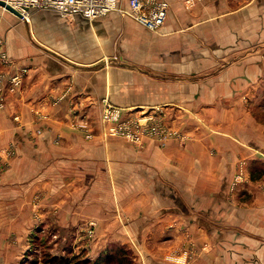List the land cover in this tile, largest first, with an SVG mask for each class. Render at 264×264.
<instances>
[{
    "label": "crops",
    "instance_id": "1",
    "mask_svg": "<svg viewBox=\"0 0 264 264\" xmlns=\"http://www.w3.org/2000/svg\"><path fill=\"white\" fill-rule=\"evenodd\" d=\"M167 1L155 30L128 0L92 19L0 5V225L93 222L91 249L125 242L133 264H264V0ZM104 100L185 141L104 135Z\"/></svg>",
    "mask_w": 264,
    "mask_h": 264
},
{
    "label": "rangeland",
    "instance_id": "2",
    "mask_svg": "<svg viewBox=\"0 0 264 264\" xmlns=\"http://www.w3.org/2000/svg\"><path fill=\"white\" fill-rule=\"evenodd\" d=\"M3 7V6H2ZM4 8V7H3ZM6 9V8H5ZM8 10V9H6ZM9 11V10H8ZM149 112L141 113H126L121 112L120 118H134L142 119ZM152 114V113H151ZM152 120L166 126L168 129L180 130L168 123L162 121V115L160 113L152 114ZM101 121H102V111H101ZM160 121V122H159ZM104 126L103 134L108 136L105 132L107 124L102 121ZM155 122V123H156ZM181 131V130H180ZM183 132V131H182ZM110 137V136H108ZM119 137L130 143L134 144L136 147H141L144 139L139 142H133L122 136H112ZM157 140L153 137H147ZM176 139L170 138L166 142L160 143L165 144L169 140ZM177 140V139H176ZM15 157V144L1 143L0 144V185L14 184V164L13 159ZM9 195V192L3 193L0 191V195ZM13 194V192H10ZM36 207V206H35ZM38 212L37 208L33 209ZM38 215V214H37ZM11 219V217H10ZM2 232L4 234L2 242L3 250L0 251V264H91L93 260L98 257H103L106 251H114L119 253L120 251H125L126 254L122 253L120 258L123 264H128L131 261L133 264L134 254L130 247L122 241H105L103 248L99 251H93L91 249V244H94V234H95V223L91 222L88 224H81L77 226L79 234L76 237L69 238L68 234L62 225L50 224L49 222H38L29 225H24L23 234L20 236L19 232L14 229V223L7 222L6 224H1ZM79 237H83L85 243L81 242ZM137 242V241H136ZM74 245V246H73ZM79 246V247H77ZM138 246V244H137ZM152 246V245H151ZM68 257L67 262L64 259Z\"/></svg>",
    "mask_w": 264,
    "mask_h": 264
},
{
    "label": "built area",
    "instance_id": "3",
    "mask_svg": "<svg viewBox=\"0 0 264 264\" xmlns=\"http://www.w3.org/2000/svg\"><path fill=\"white\" fill-rule=\"evenodd\" d=\"M15 9L22 19H28L30 9H53L61 15L74 17L79 14L87 19L100 16L110 9L116 7L117 0H4ZM193 3L194 0H187ZM129 13L139 23L148 29L159 28L167 15V0H128ZM5 8V7H4ZM0 57L7 59V53L2 48L0 40ZM12 80L17 83L19 77L14 75ZM122 110L104 100L102 108V121L107 126L105 132L108 136H122L133 142L142 141L146 137H153L161 142L170 138H176L181 144L185 141L186 135L180 130L168 129L166 126L152 120V114L148 113L142 119L120 118ZM156 122V123H155Z\"/></svg>",
    "mask_w": 264,
    "mask_h": 264
},
{
    "label": "trees",
    "instance_id": "4",
    "mask_svg": "<svg viewBox=\"0 0 264 264\" xmlns=\"http://www.w3.org/2000/svg\"><path fill=\"white\" fill-rule=\"evenodd\" d=\"M122 253L126 254L125 251H120L119 253H115L114 251H106V254L103 257H98L97 259L93 260L91 264H123L120 258ZM61 259H64L65 262L69 261L67 256ZM131 261H128V264H131Z\"/></svg>",
    "mask_w": 264,
    "mask_h": 264
},
{
    "label": "water",
    "instance_id": "5",
    "mask_svg": "<svg viewBox=\"0 0 264 264\" xmlns=\"http://www.w3.org/2000/svg\"><path fill=\"white\" fill-rule=\"evenodd\" d=\"M0 5L5 7L6 9L11 11L15 15H19V13L15 9H13L9 4H7L4 0H0Z\"/></svg>",
    "mask_w": 264,
    "mask_h": 264
}]
</instances>
